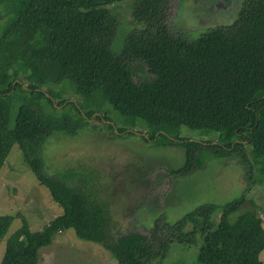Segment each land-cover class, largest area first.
<instances>
[{
  "label": "trees",
  "instance_id": "16d2710c",
  "mask_svg": "<svg viewBox=\"0 0 264 264\" xmlns=\"http://www.w3.org/2000/svg\"><path fill=\"white\" fill-rule=\"evenodd\" d=\"M122 1L0 0V170L17 145L62 209L35 232L16 215L22 225L6 238L0 264H39V250L68 229L133 264H163L172 244L191 247L199 240L198 264H262L263 222L245 209L244 197L204 203L173 224L161 217L147 234L115 235L106 203L44 172L45 141L57 133L77 134L96 112L101 115L96 120L109 121L102 112L108 103L125 123L145 128V141L183 149V165L169 170L174 176L201 168L203 150L238 157L249 185L254 172L264 175V0H243L232 23L209 28L195 40L167 28L172 0H136L132 18L139 28L116 54L111 50L116 22L107 7ZM17 90L24 96L10 129ZM68 91L80 98L75 103L85 117L72 101L60 111L54 107L66 102L62 93ZM183 126L214 139L190 141L181 137ZM106 127L114 134V126ZM14 218L0 216V239Z\"/></svg>",
  "mask_w": 264,
  "mask_h": 264
},
{
  "label": "rangeland",
  "instance_id": "374dc122",
  "mask_svg": "<svg viewBox=\"0 0 264 264\" xmlns=\"http://www.w3.org/2000/svg\"><path fill=\"white\" fill-rule=\"evenodd\" d=\"M135 1L125 0L107 7L116 22L111 41V50L116 54L122 51L126 36L139 28L132 18ZM242 2L172 0L167 28L187 40H195L209 28L232 23ZM54 89L59 91L61 86ZM23 96L24 93L17 90L10 101V129L14 127ZM62 98L66 102L58 106L57 111L71 101L80 103V98L70 91L62 93ZM65 110L75 114L71 106ZM102 112L114 125V134L103 120L104 124L96 117L88 118L86 127L77 134L57 133L48 138L41 157L47 175L84 190L108 205L115 235L128 231L147 234L161 217L173 224L204 203L224 205L241 197L247 199L245 209L256 211L264 227V175L254 172L250 182L254 183L249 185L238 157L215 156L212 151L203 150L201 168L186 176H174L169 170L183 165L182 148L145 141L136 135L145 133V128L139 122L125 123L124 117L108 103L103 105ZM184 124H187L185 120ZM120 127L125 131L118 133L116 128ZM181 137L214 139L213 135L203 136L186 126L181 127ZM61 213L62 209L51 199L49 191L37 182L23 161L18 146L13 145L0 170V216L16 218L5 238L0 239V260L6 238L22 225L16 215H22L29 229L35 232ZM239 214H232L230 220L234 221ZM199 244L200 240L191 247L172 244L163 264H198ZM38 258L39 264H133L127 257H113L99 244L79 239L73 229L55 235L49 246L39 250ZM260 260L264 264V250Z\"/></svg>",
  "mask_w": 264,
  "mask_h": 264
},
{
  "label": "water",
  "instance_id": "95a60500",
  "mask_svg": "<svg viewBox=\"0 0 264 264\" xmlns=\"http://www.w3.org/2000/svg\"><path fill=\"white\" fill-rule=\"evenodd\" d=\"M15 83H19V81L18 80H16L15 82H14V84ZM23 89H25V90H27V88H26V86L24 85L23 86ZM47 97H50L48 94H45ZM50 99L53 101V103H54V100L50 97ZM73 103H75L74 101H73ZM54 105V107H56V108H60V107H58V106H56V104L54 103L53 104ZM75 105L78 107V105L75 103ZM79 108V107H78ZM79 110H80V113L84 116V114H83V112H82V110L79 108ZM101 115L100 114H98V113H94L92 116H91V118H94V117H100ZM85 117V116H84ZM103 120V119H102ZM104 122H106L107 124H111L112 126H114L111 122H109V121H105V120H103ZM117 133V132H116ZM119 133V132H118ZM117 133V134H118ZM136 135H141V136H143V137H145L146 139H148V136L145 134V133H142V134H136ZM158 138V134H156V136H155V139L154 140H156ZM190 141H194V142H197V143H201V144H205L204 142H201V141H198V140H194V139H190ZM212 144H215V143H212Z\"/></svg>",
  "mask_w": 264,
  "mask_h": 264
},
{
  "label": "flooded vegetation",
  "instance_id": "af4514ba",
  "mask_svg": "<svg viewBox=\"0 0 264 264\" xmlns=\"http://www.w3.org/2000/svg\"><path fill=\"white\" fill-rule=\"evenodd\" d=\"M140 134H142V133H140ZM141 136V135H140ZM141 137H143V136H141ZM145 138V137H144ZM170 138V137H169ZM171 139V138H170ZM173 139V138H172ZM187 139H191V138H187Z\"/></svg>",
  "mask_w": 264,
  "mask_h": 264
}]
</instances>
